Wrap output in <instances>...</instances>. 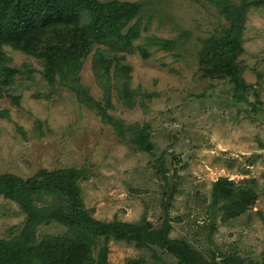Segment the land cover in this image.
Instances as JSON below:
<instances>
[{"label": "rangeland", "instance_id": "1", "mask_svg": "<svg viewBox=\"0 0 264 264\" xmlns=\"http://www.w3.org/2000/svg\"><path fill=\"white\" fill-rule=\"evenodd\" d=\"M97 1L141 4L123 31L132 30L130 46L96 37L82 12L70 22L74 32L41 29L36 48L0 46V63L9 60L0 67V175L43 180V171L81 169L79 196L94 219L167 224L170 238L205 260L264 264V5L245 13L235 79L209 74L202 62L206 40L230 26L210 0ZM7 9L0 0V15ZM156 38L173 49L158 48ZM54 41L59 66L51 72L41 48ZM43 198L41 207L51 196ZM237 203L248 208L232 215ZM27 221L0 194V239L20 236ZM46 236L71 233L44 221L32 264H45ZM91 240L97 264L177 263L155 246Z\"/></svg>", "mask_w": 264, "mask_h": 264}, {"label": "trees", "instance_id": "2", "mask_svg": "<svg viewBox=\"0 0 264 264\" xmlns=\"http://www.w3.org/2000/svg\"><path fill=\"white\" fill-rule=\"evenodd\" d=\"M8 9L0 15V46H10L16 49L29 50L37 47L41 29L50 27L59 28L60 32L71 33V21H77V13L89 15L88 30L96 37H106L118 40L125 45H131L132 34H124V29L139 15L141 4L111 1L108 3L97 0H6ZM220 9L229 23L219 36L206 40L202 50V62L205 63L209 74L219 72L235 74L234 61L241 53L240 37L245 23V13L250 6H263V0H243L236 5L230 0H210ZM78 36L80 34L78 33ZM51 43V42H49ZM155 45L165 51L173 49L170 40L156 38ZM54 44V46H53ZM54 41L42 49V53L49 55L50 71L55 72L59 62L57 60ZM9 60L3 58V64ZM0 63V67L3 65ZM2 67H5L4 65ZM222 70V71H221ZM239 86L246 84L238 83ZM149 149L150 144L144 143ZM43 180L37 176L31 180H22L10 174L0 175V194L16 201L28 214V221L21 235L12 239H0V264H32L28 258L31 246L35 242L38 227L46 221L58 220L69 228L71 237L61 239L55 236H46L45 249L47 260L45 264H97L91 251L92 237H105L106 243L110 239L124 240L136 243L140 248L158 247L172 258L176 264H218L216 258L205 260L189 244L180 239L169 237V226L154 229L152 224H127L115 221L113 223L100 222L86 211L79 196L78 182L83 172L78 168L60 169L55 173L43 171ZM220 180L217 186H221ZM46 191V192H45ZM252 191V190H251ZM253 192V191H252ZM51 196L43 207L37 204V199ZM254 198V197H253ZM255 200V199H254ZM248 201L247 204L253 203ZM248 208L247 205L237 203L231 206L232 215H238ZM95 244V242H93ZM106 245V244H105ZM106 257V254L103 255ZM105 258H103L104 261ZM235 264H244L241 259H232ZM103 261L101 264H104ZM100 263V262H99ZM107 264V263H105ZM126 264H147L143 260H127ZM227 264H232L227 261Z\"/></svg>", "mask_w": 264, "mask_h": 264}]
</instances>
